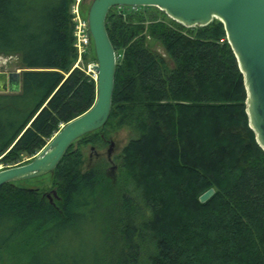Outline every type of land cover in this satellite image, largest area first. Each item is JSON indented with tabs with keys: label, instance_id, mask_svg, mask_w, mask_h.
I'll list each match as a JSON object with an SVG mask.
<instances>
[{
	"label": "trees",
	"instance_id": "16d2710c",
	"mask_svg": "<svg viewBox=\"0 0 264 264\" xmlns=\"http://www.w3.org/2000/svg\"><path fill=\"white\" fill-rule=\"evenodd\" d=\"M70 3L0 0V54H17L21 69L20 91L0 93L4 168L30 161L95 101L92 73L74 66ZM106 30L116 54L108 119L44 174L48 186L0 187V264H264V150L222 22L185 27L155 6H115ZM121 130L114 176L107 158L83 168V149ZM92 227L109 243L79 259L76 239Z\"/></svg>",
	"mask_w": 264,
	"mask_h": 264
},
{
	"label": "water",
	"instance_id": "95a60500",
	"mask_svg": "<svg viewBox=\"0 0 264 264\" xmlns=\"http://www.w3.org/2000/svg\"><path fill=\"white\" fill-rule=\"evenodd\" d=\"M115 6H155L185 27L205 26L213 19L222 22L227 41L243 75L246 113L255 139L264 150V0H91L87 10L88 33L93 42L95 101L81 115L63 124L47 144L27 163L0 169V187L51 173L66 150L79 137L101 128L107 121L114 88L116 54L106 30V16ZM20 91V70L0 71V93ZM94 147H91L93 149ZM114 141L106 150L109 173L116 166L111 159ZM51 199L54 190L45 193ZM214 194L209 188L198 200Z\"/></svg>",
	"mask_w": 264,
	"mask_h": 264
},
{
	"label": "rangeland",
	"instance_id": "374dc122",
	"mask_svg": "<svg viewBox=\"0 0 264 264\" xmlns=\"http://www.w3.org/2000/svg\"><path fill=\"white\" fill-rule=\"evenodd\" d=\"M91 0H83L82 2V9L83 10H87L89 7ZM75 0H71L70 3V7L72 5V3H74ZM70 7H69V15H70ZM83 10L81 11L82 14L84 13ZM70 20L72 22L71 19V15H70ZM72 26H73V30H74V24L72 22ZM147 42L149 44V46L151 47L152 50H154L155 52L159 53L161 56H163L167 61H169L163 47L161 46V44L159 42L154 41V39L147 37ZM75 47V46H74ZM77 51V49H76ZM92 51L88 52H82L81 54H78L77 51V59L75 61L74 66H78L79 68H82L85 70V72H87V66L90 63H94L93 60H91L90 55H92L91 53ZM85 58H87V62L85 61ZM20 65V60H19V56L17 54H0V71H13V70H21L19 68ZM88 73V72H87ZM114 141V155L118 154L121 147L127 142V140L129 139V135L128 132L125 130H121L119 131L116 135H114L111 138ZM91 147H94L93 149H91ZM108 148V145L100 148V147H95L93 145L87 146L83 149L84 152V164H83V168H87L90 167L92 165H94L97 161L99 160H106V150ZM27 158H24L22 162L26 161ZM113 164L116 166V164L113 161ZM5 166L4 164L0 163V169H3ZM109 167L110 164L107 165V172L109 173ZM40 177V176H39ZM37 178V177H36ZM34 179V178H31ZM27 182H24L23 184L25 186L28 187H43V186H48L50 184L49 182V176L48 175H44L43 178L37 179V180H30L27 179ZM101 225L103 227H106V221L105 220H101ZM73 225H79L82 226L83 225V221H79L77 223H74ZM89 231H92L86 235H84V237L80 238L77 237L76 239V243L79 244L78 248H80V252H79V259H83V260H89L92 258L94 251L99 250L100 246H102L105 243H109V238L106 237H100L98 236V234L96 233L94 227L88 229ZM105 230V229H104ZM70 235L73 237L76 236V232L75 229H70ZM39 262H41V259H38Z\"/></svg>",
	"mask_w": 264,
	"mask_h": 264
},
{
	"label": "built area",
	"instance_id": "2783aa9c",
	"mask_svg": "<svg viewBox=\"0 0 264 264\" xmlns=\"http://www.w3.org/2000/svg\"><path fill=\"white\" fill-rule=\"evenodd\" d=\"M83 0H75L70 7V15L72 22L74 24L73 37L74 46L78 51V54L82 52L92 51L93 42L91 36L88 33V23H87V10H83L82 5ZM83 10V14L82 11ZM90 63L87 66V72H91ZM94 75V74H93Z\"/></svg>",
	"mask_w": 264,
	"mask_h": 264
}]
</instances>
